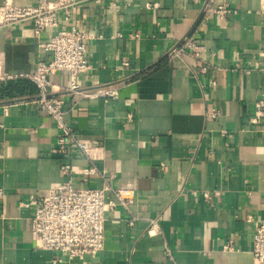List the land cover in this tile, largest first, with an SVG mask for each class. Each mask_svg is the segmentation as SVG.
Wrapping results in <instances>:
<instances>
[{
    "label": "crops",
    "instance_id": "0c3cea01",
    "mask_svg": "<svg viewBox=\"0 0 264 264\" xmlns=\"http://www.w3.org/2000/svg\"><path fill=\"white\" fill-rule=\"evenodd\" d=\"M116 2L117 11L110 0H86L59 13L58 28L93 35L78 90L69 89L68 72L50 77L51 96L90 144L89 157L58 150L59 129L40 109L37 87L36 95L0 99V264H52L30 218L37 198L68 181L64 162L74 187L106 179L134 189L138 220L131 226L126 212L107 211L105 249L58 264H256L264 131L251 117L264 96V0H217L231 9L224 16L206 14L207 0ZM57 29L0 27V81L25 78L49 59L41 44ZM185 37L202 47L199 57L173 53ZM105 85L117 88L116 98L84 97ZM93 166L105 179L79 173ZM152 219L156 234L148 232Z\"/></svg>",
    "mask_w": 264,
    "mask_h": 264
},
{
    "label": "built area",
    "instance_id": "2783aa9c",
    "mask_svg": "<svg viewBox=\"0 0 264 264\" xmlns=\"http://www.w3.org/2000/svg\"><path fill=\"white\" fill-rule=\"evenodd\" d=\"M33 1V4L22 6L15 4L13 0H0V27L32 22L35 34L40 35L45 29L59 27L61 11L65 16H69L72 9L86 0ZM110 1L112 11H117L116 0ZM204 12L224 16L231 12V9L217 0H207ZM92 37L89 32L77 27L58 28L49 41L41 44V47L51 53V57L39 60L34 72L22 75L36 85L40 109L56 122L59 129L57 148L65 157L80 155L89 157L90 144L81 138L66 120L63 101L51 96L50 77L58 72H68L72 80L69 89L78 90L77 77L90 68L87 42ZM201 50L202 47L194 40L185 37L173 53L188 52L199 57ZM117 94V88L113 85L83 92L84 97L104 99L116 98ZM218 115V112L212 114L213 117ZM251 122L259 124L264 131V96L254 104ZM61 169L68 175V181L51 188L48 193L37 198L34 214L30 218L36 247L54 254L52 264L61 262L62 256L76 260L103 251L106 246L107 211L116 209L126 212L131 226L138 220V216L131 210L136 197L134 189L113 187L105 179V174L95 166L81 169L79 173L99 174L105 179L104 185L77 188L71 182L73 169L70 163H62ZM204 196L211 197L208 191L204 192ZM158 230V219H152L148 232L156 234ZM225 248L230 249L231 245ZM252 254L256 264H264V223L255 228ZM170 255L168 251V256Z\"/></svg>",
    "mask_w": 264,
    "mask_h": 264
},
{
    "label": "trees",
    "instance_id": "16d2710c",
    "mask_svg": "<svg viewBox=\"0 0 264 264\" xmlns=\"http://www.w3.org/2000/svg\"><path fill=\"white\" fill-rule=\"evenodd\" d=\"M36 95V85L29 79L20 78L17 81H0V99Z\"/></svg>",
    "mask_w": 264,
    "mask_h": 264
}]
</instances>
